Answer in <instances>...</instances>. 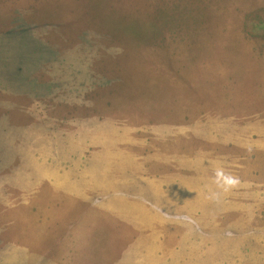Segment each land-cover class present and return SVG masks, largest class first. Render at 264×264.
<instances>
[{
	"label": "rangeland",
	"instance_id": "374dc122",
	"mask_svg": "<svg viewBox=\"0 0 264 264\" xmlns=\"http://www.w3.org/2000/svg\"><path fill=\"white\" fill-rule=\"evenodd\" d=\"M0 264H264V0H0Z\"/></svg>",
	"mask_w": 264,
	"mask_h": 264
}]
</instances>
